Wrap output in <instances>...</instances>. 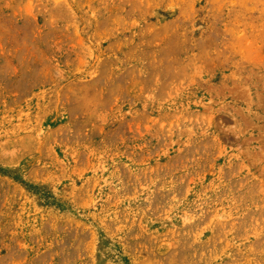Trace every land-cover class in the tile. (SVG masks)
<instances>
[{
	"label": "rangeland",
	"instance_id": "rangeland-1",
	"mask_svg": "<svg viewBox=\"0 0 264 264\" xmlns=\"http://www.w3.org/2000/svg\"><path fill=\"white\" fill-rule=\"evenodd\" d=\"M0 264H264V0H0Z\"/></svg>",
	"mask_w": 264,
	"mask_h": 264
}]
</instances>
